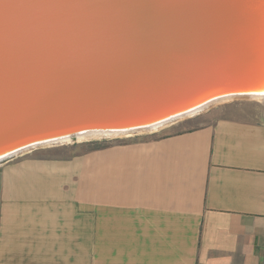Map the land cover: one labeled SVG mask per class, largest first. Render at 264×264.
Returning a JSON list of instances; mask_svg holds the SVG:
<instances>
[{
    "label": "water",
    "instance_id": "water-1",
    "mask_svg": "<svg viewBox=\"0 0 264 264\" xmlns=\"http://www.w3.org/2000/svg\"><path fill=\"white\" fill-rule=\"evenodd\" d=\"M264 100V0H0V163Z\"/></svg>",
    "mask_w": 264,
    "mask_h": 264
},
{
    "label": "crops",
    "instance_id": "crops-1",
    "mask_svg": "<svg viewBox=\"0 0 264 264\" xmlns=\"http://www.w3.org/2000/svg\"><path fill=\"white\" fill-rule=\"evenodd\" d=\"M254 109L0 163V264H264V108Z\"/></svg>",
    "mask_w": 264,
    "mask_h": 264
},
{
    "label": "rangeland",
    "instance_id": "rangeland-1",
    "mask_svg": "<svg viewBox=\"0 0 264 264\" xmlns=\"http://www.w3.org/2000/svg\"><path fill=\"white\" fill-rule=\"evenodd\" d=\"M260 104V105H259ZM228 106V107H224ZM230 106V107H229ZM259 108L260 110L264 108V100L260 99H229L222 102L213 103L212 105L208 106L203 111H200L194 115L189 117L182 118L180 120L192 118L189 121L185 122L183 125L174 128L171 132H162L161 129L156 130L155 132H144L139 133L136 135H127L122 136L121 138H95V139H85V140H74L69 142H64L58 144L57 146H66L63 148L64 155H71V154H79L84 153L92 149V146H89L91 143H108V144H125V143H133V142H140V141H148L154 139L156 137H161L163 134H170L174 131H185L192 128L201 127L207 124H211L214 121L225 118V117H236V118H243L244 116L241 113L247 112H254L256 111L254 107ZM213 110L215 113L211 116H203V114ZM240 114V115H239ZM28 153V152H27ZM21 154L17 157L25 155ZM14 157L13 159L17 158ZM8 161V160H7Z\"/></svg>",
    "mask_w": 264,
    "mask_h": 264
},
{
    "label": "bare ground",
    "instance_id": "bare-ground-1",
    "mask_svg": "<svg viewBox=\"0 0 264 264\" xmlns=\"http://www.w3.org/2000/svg\"><path fill=\"white\" fill-rule=\"evenodd\" d=\"M261 100V98H258ZM111 134H100V133H86L81 134L76 137V140H85V139H95V138H102V137H111ZM64 142H69V140H65Z\"/></svg>",
    "mask_w": 264,
    "mask_h": 264
},
{
    "label": "trees",
    "instance_id": "trees-1",
    "mask_svg": "<svg viewBox=\"0 0 264 264\" xmlns=\"http://www.w3.org/2000/svg\"><path fill=\"white\" fill-rule=\"evenodd\" d=\"M89 146H92V149H90L89 151H94V150L106 148L107 146H109V144L105 143V142L101 143V144L91 143V144H89Z\"/></svg>",
    "mask_w": 264,
    "mask_h": 264
}]
</instances>
